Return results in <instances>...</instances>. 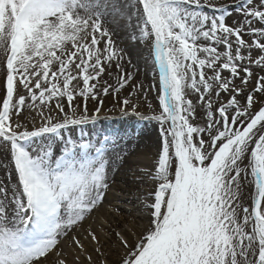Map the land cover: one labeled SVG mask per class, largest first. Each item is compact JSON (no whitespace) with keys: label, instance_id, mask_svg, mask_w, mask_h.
I'll return each instance as SVG.
<instances>
[{"label":"snow or ice","instance_id":"6c2138e0","mask_svg":"<svg viewBox=\"0 0 264 264\" xmlns=\"http://www.w3.org/2000/svg\"><path fill=\"white\" fill-rule=\"evenodd\" d=\"M116 111L154 123L147 164L83 134ZM64 242L72 264H264V0H0V264H69Z\"/></svg>","mask_w":264,"mask_h":264},{"label":"bare ground","instance_id":"6f19581e","mask_svg":"<svg viewBox=\"0 0 264 264\" xmlns=\"http://www.w3.org/2000/svg\"><path fill=\"white\" fill-rule=\"evenodd\" d=\"M118 34H121L122 38L124 40H126V42L128 43V46H127L126 49H128L129 55L132 56V63L135 64L137 66V68L139 69V71L136 74V80H138V81L142 80L145 85L153 83L151 67L146 68V65H147V63L149 61H147L145 59L146 53L142 52V46H137V45L131 44V42L127 40V37H126L124 32H119ZM149 65H150V63H149ZM112 82L115 83V76H113ZM129 91H131V88L125 89L122 94L123 95H127V93ZM152 95H153V97H155L156 96V92L152 91ZM112 104H113V98L112 97H105V105H104L105 111L107 110L108 107H111ZM92 105H93V103L89 102V104H88L89 109L93 108ZM114 113L115 112L110 113V114H114ZM103 122L104 121L101 120V121L95 122L94 124L90 123V124L84 126L83 127V134L85 136H90V137H93V138H94V134L95 133H97L99 136L102 135V138L105 135H108L109 137L115 136V132H111V131H113V129L110 131V129L114 128L115 126L110 124V126H111V128H110L108 126V124H105V123L103 124ZM128 124H130V126H126ZM115 128H117L115 130H120V131H122V130L128 131L127 129H131V130H133V133H136V134H130V135H122L126 139L131 137L132 140H137L136 142H138V143H136V142L133 143V145H132L133 147H135V145H137L139 148L144 149L148 145H151L152 143H154V141L156 139L152 135H149L150 134V128H151L150 124H148V123H136L135 124L133 122L131 116L125 118V121L123 122V124L120 127H115ZM125 133H127V132H125ZM65 135L67 136L68 133H65ZM73 135L75 136V138L78 139L80 137V135H81V129L77 128ZM138 135L139 136L141 135L140 138L138 137ZM135 154H136V152H135ZM146 155H148V154H144V156H143V161H144L145 164H147L149 162L145 158ZM135 158L140 160V157L138 156V154L135 155ZM128 163L133 165L130 160L128 161ZM138 163H139V161H138ZM122 210L125 211V209H122Z\"/></svg>","mask_w":264,"mask_h":264},{"label":"rangeland","instance_id":"374dc122","mask_svg":"<svg viewBox=\"0 0 264 264\" xmlns=\"http://www.w3.org/2000/svg\"><path fill=\"white\" fill-rule=\"evenodd\" d=\"M114 39H116L120 44H121V46L122 47H125V48H127V46H128V43L126 42V40H124L123 38H122V36H121V34H117L115 37H114ZM149 63L150 62H148L147 63V65H146V68H148V67H151V64L149 65ZM133 99L135 100L136 98L135 97H133ZM152 103L153 105H156V103H157V101H156V96L155 97H153V95H152V91L151 92H148V95H147V99L145 100V98L143 97V96H141L140 97V103H141V105H142V107H141V111H145V112H147V104L148 103ZM92 107H94V105H92ZM147 114H150V113H147ZM108 115H109V117H110V119H107V120H103L104 122H103V124L105 123V124H108V126L111 128V126H110V124H112L113 126H115V127H120L122 124H123V122L125 121V118H122V117H120V115H119V111H116L114 114H110V113H108ZM132 118V120H133V122L136 124V123H139V122H137V120H136V118L135 117H131ZM149 124V123H148ZM132 125V124H131ZM151 125V128H150V134L149 135H152L153 137H157V135H158V131H157V129H156V127H155V125H154V123L153 124H150ZM126 126H130V124H128V125H126ZM111 128L110 129V131L113 129V131H111V132H115V135L116 134H119L120 136H122V135H130V134H136V133H133V130H131V129H127L128 131H126V130H122V131H120V130H115V129H117V128ZM124 127V126H123ZM127 132V133H125V132ZM148 135V136H149ZM141 136V135H140ZM140 136L138 135V137L140 138ZM96 137H99V138H102V135L101 136H99L97 133H95L94 134V138H96ZM137 140H133V143H135ZM136 143H138V142H136ZM153 144V143H152ZM151 144V145H152ZM151 145H148L146 148H144V149H142V148H139L137 145H135V152H136V154H134V155H137L138 154V156L140 157V160L139 159H137V158H135V156L133 155V156H131L130 158H129V160L132 162V164H133V166H136V165H145V163H144V161H143V156H144V154H149V148H150V146ZM138 161H139V163H138ZM120 187H123V185H120ZM112 203L116 206V207H119V208H121V209H125V211L124 210H122V211H124V212H127V211H129L130 210V208H131V206L130 205H126V204H122V203H120V201H123V200H127V199H130V198H133L134 199V197H129V196H127V195H124V194H117V193H115V192H113L112 194ZM102 213H103V215H105V216H111V215H116L117 216V218H119V214L118 213H109V211L107 210V209H104V210H102ZM61 247L63 248V250H64V252H65V254H66V256H67V260H68V262H69V264H72V260H73V253H72V250H71V248H69L68 246H67V242H64V243H62L61 244Z\"/></svg>","mask_w":264,"mask_h":264}]
</instances>
